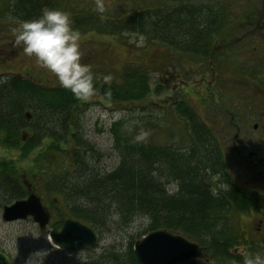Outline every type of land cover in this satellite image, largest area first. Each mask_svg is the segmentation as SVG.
Here are the masks:
<instances>
[{"label":"trees","instance_id":"trees-1","mask_svg":"<svg viewBox=\"0 0 264 264\" xmlns=\"http://www.w3.org/2000/svg\"><path fill=\"white\" fill-rule=\"evenodd\" d=\"M171 1L176 3H157L122 17L84 12L70 18L79 32H136L194 57L210 58L214 36L219 33L217 29L224 16L219 17L210 7L202 9L188 3L190 0ZM44 7L56 8L57 1L8 0L5 11L22 21L38 16ZM93 86V94L116 102L141 100L152 89L160 92V85L153 83L149 72L138 66L125 67L119 79L94 78ZM88 97H78L60 83L44 84L28 74L11 73L0 78V144L17 149L22 155L43 146L34 163L43 158L48 161L56 153L65 159L66 151L69 152L76 165L65 164L62 171L47 175L42 184L46 193L61 198L66 217L94 228L141 220L143 234L160 228L180 231L203 247V256L177 264L243 262L236 248L246 237L235 217L256 207L257 196L231 180L218 139L193 108L179 96L172 101L174 111L189 125L187 144L181 148L175 142L160 144L136 137L126 130L123 120L114 121L111 132L118 162L107 170L94 169L84 162V141L76 121ZM69 139L74 143L71 149L67 148ZM8 169L12 170L0 163L4 189L13 200L25 197L28 184ZM65 216L58 221L60 224ZM50 234L57 245L70 252L95 244L62 238L57 229ZM0 264H10L2 253ZM87 264L140 263L130 243L124 253L104 252Z\"/></svg>","mask_w":264,"mask_h":264},{"label":"rangeland","instance_id":"rangeland-1","mask_svg":"<svg viewBox=\"0 0 264 264\" xmlns=\"http://www.w3.org/2000/svg\"><path fill=\"white\" fill-rule=\"evenodd\" d=\"M7 1L0 0V78L11 73L28 74L47 85L59 84L55 76L41 66L34 56L24 53L22 45L14 43L13 28L20 21L5 11ZM56 1V8L67 11L70 16L97 12L110 17H122L157 3L164 6L176 3L171 0H101L104 7L100 11L97 0ZM188 3H194L202 9L210 7L220 15L216 16H224V22L217 29L219 33L214 36L213 55L210 58L194 57L136 32H123L119 35L95 29L80 32L81 62L90 66L95 79L103 81L108 74H111V80L119 79L125 67L138 66L149 72L153 83L160 85L159 93L152 89L146 97L136 101L116 102L103 99L98 94L90 95L76 116L78 132L84 141L83 159L88 165L86 167L94 169L107 170L117 164L119 158L111 132L112 123L117 120H123L126 130L136 137L160 144L175 142L180 148L185 146L189 138V125L172 107V101L179 96L193 108L218 139L231 180L242 186L246 183L245 178L251 184L246 183L244 186L253 185L256 181L262 187L257 194L258 209L247 215H235V219L236 225H240L246 237L242 238L236 251L241 253V250H246L250 254L259 253L264 256L261 230L256 228L257 223L264 220V175H261L260 170L257 172L247 167L241 160L242 153L247 154L249 150H257L260 156L263 155L264 145L259 148L254 142L257 133L252 128L257 120L239 116L242 111L236 105L227 107L226 104L228 99L232 103L236 100L233 98L245 97L232 80L246 86L251 90L250 95L256 99L264 100V70L262 72L256 67H264V44L250 46L249 50L243 52L245 47L241 46L250 39L251 36H246L248 33L264 42V24L261 23L264 22V0H190ZM250 16L258 17L250 21L251 25L239 27L235 23L237 19L240 21L242 17ZM255 25H258L256 29ZM230 32L235 36L246 37L237 42H240L237 44L239 46L225 48V37L232 35ZM253 65L256 71H253ZM241 69L248 72L252 70L257 76L256 82L244 78L238 72ZM73 146V141L69 139L67 148ZM42 148L37 146L22 155L17 149L0 144V163L12 168L8 170L15 175H20L29 189L41 197L50 212V221L44 227H40L31 217L4 220L3 207L13 202V198L4 189L0 178V253L8 258L10 264H87L104 252L124 253L130 243L133 247L134 242L145 232L141 220L123 226L92 227L97 234L96 243L76 253L63 249L52 240L50 231L59 229L58 221L65 216L62 212L64 205L61 198L55 197V193H46L42 184L47 175L62 171L65 164L72 167L76 164L67 151L68 157L65 159L56 153L48 161L43 158L34 163L35 156H38ZM42 167L44 170H41ZM177 233L182 234L180 231ZM240 263L243 264H236Z\"/></svg>","mask_w":264,"mask_h":264},{"label":"clouds","instance_id":"clouds-1","mask_svg":"<svg viewBox=\"0 0 264 264\" xmlns=\"http://www.w3.org/2000/svg\"><path fill=\"white\" fill-rule=\"evenodd\" d=\"M103 7L101 0H97V8L103 11ZM13 33L14 43L22 45L24 53L34 56L62 87L78 97L95 92L93 72L87 63L81 62V34L72 26L67 11L44 7L38 16L20 21ZM104 80L110 81L111 74L105 75ZM241 254L243 264H264V256L259 253L241 250Z\"/></svg>","mask_w":264,"mask_h":264},{"label":"water","instance_id":"water-1","mask_svg":"<svg viewBox=\"0 0 264 264\" xmlns=\"http://www.w3.org/2000/svg\"><path fill=\"white\" fill-rule=\"evenodd\" d=\"M27 216H31L40 227H44L49 221L48 211L34 192L3 207L2 217L6 221ZM58 233L62 238L80 240L89 245L94 244L97 239L92 227L72 217L63 220ZM133 251L140 264H177L203 255V247L197 242L164 228L149 231L137 239Z\"/></svg>","mask_w":264,"mask_h":264},{"label":"flooded vegetation","instance_id":"flooded-vegetation-1","mask_svg":"<svg viewBox=\"0 0 264 264\" xmlns=\"http://www.w3.org/2000/svg\"><path fill=\"white\" fill-rule=\"evenodd\" d=\"M242 19L243 20H240V21H242V23H240L239 19H237V21H235V23L240 25L239 27H244L245 26L244 24H250V21L253 22L256 19H258V17L257 16H250V17H246V18L242 17ZM261 23L264 24V22H261ZM253 26L254 25H252L251 27H253ZM257 26L258 25H255L254 29H256ZM230 33H232V32H230ZM234 34H235V31H234ZM234 34L232 33V35L230 34V35L225 37V42H224L225 48L228 46L229 47L230 46H232V47L239 46L237 44H240V42L246 36H249V37L251 36L252 38L250 37V39L246 43L241 45V46L245 47L242 49V52L244 50H247V49L249 50L250 46L258 47L259 45L262 46L264 44V42L262 43V41L259 40V37L254 38L253 37L254 35L252 33H251V35L249 33L246 34L245 37L244 36L243 37L235 36ZM239 40H240V42L237 43ZM237 50H239V48H237ZM240 52H241V50H240ZM256 67H258L257 69H260L263 72L264 67H262L261 65L256 66ZM256 67L254 66L253 71H256ZM253 71L251 70L248 72L245 69L238 70L239 73H242V76L244 78H246L252 82H256L257 76H256V74H253ZM262 76H264V75H262ZM260 79H262V78H260ZM232 81L234 82V84H237L239 86L241 93L243 95H245V97H240V98L239 97H237V98L232 97L233 99H236L232 103L227 98L228 99V101H226L227 107L231 104H234L237 106V108L239 110L242 111L239 114V116L244 117L246 119L249 118L252 120H257V122H254V124H253L252 131H254V133H257L256 134L257 138H254V142L256 143L257 147L261 148V146L264 145V109L261 111H257V110L262 109L264 107V100L263 99H256L254 96L250 95L251 90H248V88H246V86L240 85V83H238L234 80H232ZM260 81H262V80H259L258 82H260ZM246 108L249 110H245ZM241 160H242V163H244L247 167L252 168L253 170H256L257 172H259V170H260L261 175H264V169L262 168V165H264V154L260 156L258 154L257 150H249V152L247 154L242 153ZM244 180L247 184H251L245 178H244ZM246 183H243V184L246 185ZM243 184H242V186H240V185L239 186L242 187L244 190L254 191L256 196H257L258 192L261 191L260 188L262 189L261 186H258V183L256 181H255V183H253V185L244 186ZM29 190H30L29 187H27V193L29 192ZM257 199H258V196H257ZM256 208L258 209L257 205H256V207H250L247 210V212L245 213V215L257 210ZM256 228L258 230L259 229L261 230V237L264 241V220L261 219L260 222L257 223Z\"/></svg>","mask_w":264,"mask_h":264},{"label":"bare ground","instance_id":"bare-ground-1","mask_svg":"<svg viewBox=\"0 0 264 264\" xmlns=\"http://www.w3.org/2000/svg\"><path fill=\"white\" fill-rule=\"evenodd\" d=\"M170 232H171V231H170ZM147 233H148V232H147ZM147 233H145V234H147ZM171 233H175V232H171ZM145 234H144V235H145ZM176 234H179V233H176Z\"/></svg>","mask_w":264,"mask_h":264}]
</instances>
